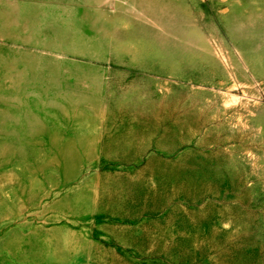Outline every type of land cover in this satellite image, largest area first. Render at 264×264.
<instances>
[{
  "label": "rangeland",
  "instance_id": "374dc122",
  "mask_svg": "<svg viewBox=\"0 0 264 264\" xmlns=\"http://www.w3.org/2000/svg\"><path fill=\"white\" fill-rule=\"evenodd\" d=\"M0 264H264V0H0Z\"/></svg>",
  "mask_w": 264,
  "mask_h": 264
}]
</instances>
